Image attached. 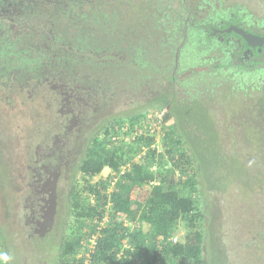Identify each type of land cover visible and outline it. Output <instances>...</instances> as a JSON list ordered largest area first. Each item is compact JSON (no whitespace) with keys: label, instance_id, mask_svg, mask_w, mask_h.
<instances>
[{"label":"rangeland","instance_id":"1","mask_svg":"<svg viewBox=\"0 0 264 264\" xmlns=\"http://www.w3.org/2000/svg\"><path fill=\"white\" fill-rule=\"evenodd\" d=\"M121 1L23 7L13 14L15 26L0 20V44L10 51L0 55V255L7 264H57L63 235L79 214L70 205L71 183L82 190L86 182L77 172L83 141L103 120L128 123L162 84L154 71L162 65L149 2ZM249 1L264 7V0ZM110 37L123 43L113 47ZM188 43L185 50L197 41ZM136 45L146 48L150 71L136 58ZM180 48L164 66L179 80L187 69L177 61ZM201 52L207 59L201 64L216 59L215 51ZM24 56L34 59L26 68L18 66ZM209 72L180 88L179 117L174 112L168 121L175 128L186 124L188 144L199 154L206 264H264V127L245 118L246 92L223 90L229 81ZM183 234L180 226L174 237Z\"/></svg>","mask_w":264,"mask_h":264},{"label":"trees","instance_id":"2","mask_svg":"<svg viewBox=\"0 0 264 264\" xmlns=\"http://www.w3.org/2000/svg\"><path fill=\"white\" fill-rule=\"evenodd\" d=\"M156 1L160 0H141L144 4L149 2V5ZM215 1L202 0L211 7H215ZM147 8L155 17L153 30L158 36L156 50L162 66H157L154 71L161 74L162 84L153 86L156 89L152 100L146 102L136 114H132L128 123L119 118H116L115 123L103 120L83 141L84 151L77 172L82 174L86 182L82 190L75 179L71 183L68 194L70 205L79 214L75 217L76 222L68 225L63 235L57 264L207 263L206 227L203 223L205 217L199 195V175L202 172L197 162L199 154L188 144L186 124L180 121L175 128V125L168 123L172 119V113L175 112L179 117L176 101L179 99L177 93L180 88L195 84L196 77L206 71L179 80V76L173 74L174 71L167 74L168 69L164 66L169 60L174 61V54L180 47L182 56L183 51L198 52L214 46L210 41L208 25L216 21L213 17L215 12H207L206 29L196 28L197 35L201 32L199 42L185 50L189 40L184 45L179 44V32L183 28L176 21L182 12L177 8L171 11V7H156V11ZM77 39L87 41L90 38H75ZM120 41L123 43V39ZM120 41L110 37L108 42L116 47ZM97 50L98 54L103 52V56H106V49ZM108 51L111 52L112 49L109 48ZM136 51V58L144 59L141 67H145L147 72L152 63L146 56V48L136 45ZM7 52L10 51L6 49L0 55L9 57L10 53ZM127 53L131 54V49ZM64 58H60V61ZM123 59L122 57V62ZM33 60L24 56L19 60L18 66L29 67ZM71 66L66 69H71ZM207 73L213 76L210 72ZM214 76L217 78L215 73ZM170 104L173 105L161 132L163 151L149 148L146 154L138 157L143 146L150 147L154 141L144 130L148 114L146 107ZM106 167L110 169L107 177L91 181ZM136 187L143 188L147 193L143 200L132 197ZM180 226L183 227L184 234L180 240L173 241ZM0 264H7L1 255Z\"/></svg>","mask_w":264,"mask_h":264},{"label":"flooded vegetation","instance_id":"3","mask_svg":"<svg viewBox=\"0 0 264 264\" xmlns=\"http://www.w3.org/2000/svg\"><path fill=\"white\" fill-rule=\"evenodd\" d=\"M224 1L227 2V0H218V7H211L202 0H171L170 2L160 0L148 7L154 11L156 7H171V11L177 8L182 12L176 20L178 26L183 28L178 39L180 45L187 40L199 42L201 32L197 35L196 28L206 29L207 12L219 13L221 18L210 22L208 28L211 43L214 45L212 41H219L224 46L221 48L211 46L205 49L216 52V59L206 64H201L203 60L204 62L207 60L201 56V49L198 52L190 50L182 56L179 55L177 60L179 66L187 68L184 70L186 73L184 72L183 78L202 71L216 70L217 75L220 74L230 83L224 85L222 89L226 88L232 93L235 89L239 93L246 92V96L242 95V98L247 99L248 113L245 118L248 123L260 124L264 127V45L257 44L256 40L264 36V7H256L249 0H230L229 4H223ZM63 3L68 5V0H0V20L5 24L10 23L13 27L16 16L13 14L22 12L23 7H61ZM120 3L122 5L123 1L120 0ZM174 23L175 21L171 25L173 26ZM230 27L243 29L256 37L249 41L238 32H228L226 29ZM191 28L195 30H190ZM0 34L2 35L1 31ZM7 48L0 44V53L3 54ZM196 68L200 69L196 70ZM218 80L217 77V87H219ZM172 105L167 106L169 110Z\"/></svg>","mask_w":264,"mask_h":264},{"label":"built area","instance_id":"4","mask_svg":"<svg viewBox=\"0 0 264 264\" xmlns=\"http://www.w3.org/2000/svg\"><path fill=\"white\" fill-rule=\"evenodd\" d=\"M169 112L167 106H157L153 107L148 111L147 119L144 121L146 122L144 130L154 138L151 146H143V149L140 153V156L146 154V152L151 149H156L158 152H162V137L161 132L163 131V127L165 125V118ZM178 238L174 237L173 241H177Z\"/></svg>","mask_w":264,"mask_h":264},{"label":"water","instance_id":"5","mask_svg":"<svg viewBox=\"0 0 264 264\" xmlns=\"http://www.w3.org/2000/svg\"><path fill=\"white\" fill-rule=\"evenodd\" d=\"M228 32H231V31H235V32H238L240 34H242L247 40L249 41H252L253 38H255L256 36L248 33L247 31L243 30V29H239V28H233V27H230L228 29H226ZM257 44H260V45H264V36L263 37H258L257 39ZM200 68H196V70H199Z\"/></svg>","mask_w":264,"mask_h":264},{"label":"crops","instance_id":"6","mask_svg":"<svg viewBox=\"0 0 264 264\" xmlns=\"http://www.w3.org/2000/svg\"><path fill=\"white\" fill-rule=\"evenodd\" d=\"M108 174H109V173H108ZM136 189H137V191L140 190V189H142V192H144V194L146 193L145 190H144L143 188L136 187ZM134 191H135V189L133 190V192H134ZM146 195H147V193H146ZM146 195H145V196H146ZM132 197L135 198V196H134L133 193H132ZM135 199H136V198H135ZM143 199H144V198H143ZM143 199H140V200H143Z\"/></svg>","mask_w":264,"mask_h":264},{"label":"clouds","instance_id":"7","mask_svg":"<svg viewBox=\"0 0 264 264\" xmlns=\"http://www.w3.org/2000/svg\"><path fill=\"white\" fill-rule=\"evenodd\" d=\"M106 168H108V167H106ZM109 169V168H108ZM110 173V172H109Z\"/></svg>","mask_w":264,"mask_h":264}]
</instances>
